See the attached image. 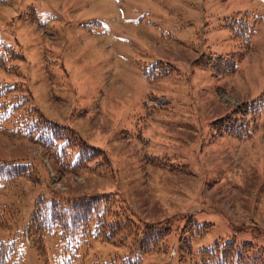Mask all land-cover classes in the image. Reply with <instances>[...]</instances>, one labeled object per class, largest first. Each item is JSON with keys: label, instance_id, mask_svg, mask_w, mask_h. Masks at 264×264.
<instances>
[{"label": "rangeland", "instance_id": "374dc122", "mask_svg": "<svg viewBox=\"0 0 264 264\" xmlns=\"http://www.w3.org/2000/svg\"><path fill=\"white\" fill-rule=\"evenodd\" d=\"M242 15L255 24L249 46L231 28ZM0 42L20 55L0 66V86L24 97L0 112V161L28 166L0 182V241L27 239L38 198L106 194L140 225H169L142 264H198L200 248L227 240L264 264V0H0ZM233 52L232 72L205 64ZM256 105L248 137L223 130ZM29 108L70 142L48 149L15 131ZM75 242L70 264L105 263L133 251L134 232ZM46 243L61 259L56 235ZM20 244L22 264H44Z\"/></svg>", "mask_w": 264, "mask_h": 264}, {"label": "trees", "instance_id": "16d2710c", "mask_svg": "<svg viewBox=\"0 0 264 264\" xmlns=\"http://www.w3.org/2000/svg\"><path fill=\"white\" fill-rule=\"evenodd\" d=\"M236 26H231L232 31L238 38L245 40L246 45H250L251 36L254 33V22L248 20L247 15H242L234 20ZM20 55L13 46L0 42V66L6 65L7 61ZM243 58V53H230L226 56H218L205 64H213L214 68L221 73H229L236 69V62ZM211 60V57L208 58ZM214 61V63H213ZM12 68V67H11ZM11 87L0 86V112L8 110L14 111L20 108L24 102V97L13 94L7 97ZM263 96V95H262ZM258 97L256 100H260ZM248 103H242L239 111L247 109ZM243 107H245L243 109ZM259 108H254L251 117L240 116L238 126L233 123L226 125L224 120H230L229 116L217 120V123L224 125L223 130L238 137L246 138L250 135L251 124L256 125ZM15 131L28 136L36 135L34 138L40 141L48 149H57L56 143L59 139L60 147H65L70 142L71 136L68 128L61 126L53 121H49L36 108L24 109L22 113L12 121ZM253 125V126H254ZM232 128V131H230ZM221 132V131H220ZM69 135V137H65ZM69 140V141H68ZM82 144V143H81ZM85 149V147H82ZM82 154L79 155L77 162L82 163ZM27 164H22L14 160L0 161V182H7L20 175L27 174ZM111 197L106 194L81 196L73 200L72 203L66 201L61 203L59 198L44 200L38 198L35 201V208L30 214L29 222L26 226L29 243L35 248L38 256L44 264H70L78 256V242L74 241L86 235L101 236L105 239L111 238L113 234L121 229L132 230L134 232V249L123 258L111 260L105 263L96 264H142L144 253L155 249L158 242L165 237L170 230L169 225L157 227L155 223L144 222L140 225L132 218L131 211H126L124 205L113 207ZM191 221V220H190ZM190 227L192 225L190 224ZM208 225L201 227V232ZM102 231H106L102 234ZM185 232V230H183ZM17 237L11 240L0 241V264H22L25 255L21 247V240L24 239L23 231H18ZM49 234H56L59 237L62 258L52 261L47 251L45 237ZM73 242V243H72ZM252 248L251 243L238 244L235 240H227L223 243L216 241L212 246L202 247L198 251V264H256L259 259L248 255Z\"/></svg>", "mask_w": 264, "mask_h": 264}]
</instances>
